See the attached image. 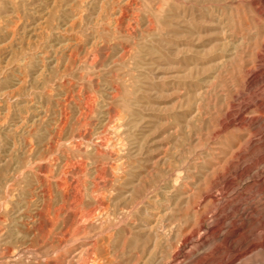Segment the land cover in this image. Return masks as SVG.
Instances as JSON below:
<instances>
[{"label": "rangeland", "instance_id": "rangeland-1", "mask_svg": "<svg viewBox=\"0 0 264 264\" xmlns=\"http://www.w3.org/2000/svg\"><path fill=\"white\" fill-rule=\"evenodd\" d=\"M0 121V264H169L264 178V0H0Z\"/></svg>", "mask_w": 264, "mask_h": 264}, {"label": "bare ground", "instance_id": "bare-ground-1", "mask_svg": "<svg viewBox=\"0 0 264 264\" xmlns=\"http://www.w3.org/2000/svg\"><path fill=\"white\" fill-rule=\"evenodd\" d=\"M14 127L15 126H13V128ZM19 130H20L19 133H22V130L21 129ZM233 176L226 183L222 181V182L217 183L216 186L219 189H224V190L232 189L236 178L244 177L246 181L247 179L251 178L253 175L249 174L247 170H240L238 172H235V175L233 173ZM253 179L254 180L252 182H256V178L254 177ZM255 186L257 187L255 189L253 188L254 190H249V194L246 198L245 197H243L244 199L242 198L243 203H239L235 205V204H230L231 202L230 203L228 202L227 204L229 205V207H231V211L229 212L227 210H226L227 212L225 211V209L228 208L226 207L227 204L220 205L219 200L217 199L218 197L217 198L215 197L216 195H212V194L206 195L203 201L204 202L207 201L209 203L214 204L215 210H216L214 211L213 221L212 223L210 222L211 225L209 227H206L204 225V222L200 221L198 229L193 232L190 230H187V227L185 225H180L179 227H177V231L180 232V236L177 239L176 244L171 247L172 250L170 252V257L172 260L170 259L169 264H242L240 260L243 257H245L246 255L251 256V255H256V254H260L262 256H259L258 258L253 259V262H250V264H264V238L260 240L255 236L258 230L264 229V212L260 210L261 208L259 209L258 207L254 206L253 202H248L249 199L255 198L256 196L258 198L264 199V178L262 177L261 181H257L255 183ZM77 195L79 196L80 194L77 193ZM80 197L81 196H79V198ZM74 198H75V194H74ZM79 198L78 199L75 198L74 200L75 203L76 201H79ZM167 212L168 211H166V213ZM203 212L204 210L200 213V215ZM159 213L160 212L157 211L154 214V216L156 215L157 217L154 218L153 223L150 226H148L149 232H152L153 237H154L152 248L155 247L157 242L168 241L173 232L172 228L174 226L172 222L169 219L166 222L164 221V218L162 219V215L163 214L165 215V212L163 214H159ZM195 215L196 216L199 215L197 208L195 210ZM158 227L160 230L157 229ZM161 230L166 232L167 237L166 236L164 237L163 232ZM188 244L192 246L189 247L190 249L188 248L189 250L187 249L188 251H185V247ZM150 250L148 251L149 252L148 254H151ZM180 253H183L181 259L177 258V255ZM154 262L156 264L158 263L156 259H154Z\"/></svg>", "mask_w": 264, "mask_h": 264}]
</instances>
